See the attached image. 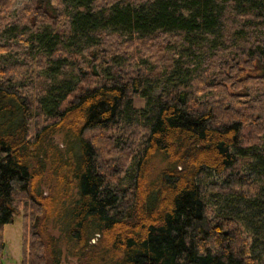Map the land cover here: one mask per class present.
<instances>
[{
	"label": "trees",
	"instance_id": "trees-1",
	"mask_svg": "<svg viewBox=\"0 0 264 264\" xmlns=\"http://www.w3.org/2000/svg\"><path fill=\"white\" fill-rule=\"evenodd\" d=\"M13 2L0 264H264V0Z\"/></svg>",
	"mask_w": 264,
	"mask_h": 264
},
{
	"label": "rangeland",
	"instance_id": "rangeland-1",
	"mask_svg": "<svg viewBox=\"0 0 264 264\" xmlns=\"http://www.w3.org/2000/svg\"><path fill=\"white\" fill-rule=\"evenodd\" d=\"M24 0H14L12 3L10 9H9V16H14L17 9L21 6L22 2ZM8 38H10L9 33L7 32H0V42H5ZM11 55H7V58H11ZM166 63V59L164 58V55H161V57L158 59V65L161 67H158L161 71H166L167 67L163 65ZM163 66V67H162ZM29 72L26 71L24 73V77L28 76ZM156 78L152 80V83H158L161 84V75L156 73ZM155 81V82H153ZM145 99L142 97H134L133 104L136 107H141L144 105ZM220 177L214 173L211 172H205L201 175V182L203 184H207L211 181H216ZM208 201H214L217 196L214 194H207ZM242 205H238V209L242 210ZM226 211H228V208H225ZM229 212V211H228ZM261 239L259 243L256 246L255 252L261 256H264V236L263 232H261ZM21 236H22V218L21 214H15L14 219L11 223L5 224L3 227V239L5 241V250L3 254V264H20L21 260ZM63 264H73L71 261H63Z\"/></svg>",
	"mask_w": 264,
	"mask_h": 264
}]
</instances>
